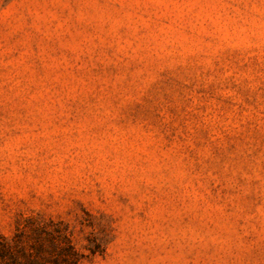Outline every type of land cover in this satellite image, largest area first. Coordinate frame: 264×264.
I'll return each mask as SVG.
<instances>
[{"label":"rangeland","instance_id":"rangeland-1","mask_svg":"<svg viewBox=\"0 0 264 264\" xmlns=\"http://www.w3.org/2000/svg\"><path fill=\"white\" fill-rule=\"evenodd\" d=\"M35 230L264 264V0H0V237Z\"/></svg>","mask_w":264,"mask_h":264},{"label":"trees","instance_id":"trees-1","mask_svg":"<svg viewBox=\"0 0 264 264\" xmlns=\"http://www.w3.org/2000/svg\"><path fill=\"white\" fill-rule=\"evenodd\" d=\"M26 249L18 241L0 237V264H77L79 254L61 231L35 230ZM18 234H16V237ZM19 256L23 259H19Z\"/></svg>","mask_w":264,"mask_h":264}]
</instances>
